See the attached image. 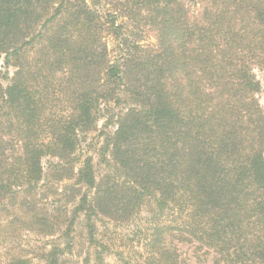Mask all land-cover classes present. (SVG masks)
Returning <instances> with one entry per match:
<instances>
[{"label":"trees","instance_id":"obj_1","mask_svg":"<svg viewBox=\"0 0 264 264\" xmlns=\"http://www.w3.org/2000/svg\"><path fill=\"white\" fill-rule=\"evenodd\" d=\"M1 60L0 207L66 178L90 242L140 223L123 264H264V0H0Z\"/></svg>","mask_w":264,"mask_h":264},{"label":"rangeland","instance_id":"obj_2","mask_svg":"<svg viewBox=\"0 0 264 264\" xmlns=\"http://www.w3.org/2000/svg\"><path fill=\"white\" fill-rule=\"evenodd\" d=\"M146 41L154 43L152 38H147ZM0 71L2 73L0 82L5 86L7 81L2 76L4 74L11 76L14 68H4L1 60ZM256 75L261 83L258 100L264 109V70L256 71ZM102 124L103 121H100L97 130L90 133L80 145L76 153L80 161L92 155L96 162L95 149H98L100 146L98 143L103 140V135L99 134ZM49 160L45 159L42 162L45 170H49L51 161ZM99 169L101 170V167ZM72 182L66 178L62 181L47 179L41 182L45 187L34 198L36 209L35 207L28 209L25 206L12 208L11 205L0 207V264H10L12 256L29 259L30 264H43L39 259L41 253L57 245L64 249L61 264H94L95 252L101 251L98 246H94L95 242H99L98 245L104 244L108 248L107 251H103L102 256L109 264H123L114 252H121L124 260L131 256L133 253L131 250H135L134 247L141 237V231L138 232L140 223L127 224L100 219L96 223L95 242L88 240V230L84 220L77 219L69 225L75 203L72 200ZM19 195L24 197L22 193ZM35 214L46 218L44 225L37 222ZM181 251L190 264H195L188 257L189 254L187 256L184 254L188 251L186 246H181ZM85 258H88V263Z\"/></svg>","mask_w":264,"mask_h":264}]
</instances>
